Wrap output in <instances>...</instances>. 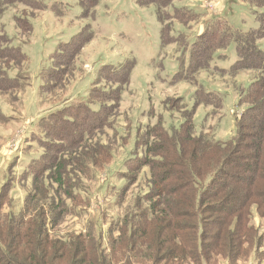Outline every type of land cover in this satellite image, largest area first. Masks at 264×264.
<instances>
[{"label": "trees", "instance_id": "1", "mask_svg": "<svg viewBox=\"0 0 264 264\" xmlns=\"http://www.w3.org/2000/svg\"><path fill=\"white\" fill-rule=\"evenodd\" d=\"M174 1L135 0L139 6L155 7L161 47L181 43L171 83L186 81L196 87L194 104L182 113L179 128H166L160 117L154 124L146 125L144 137L135 141L134 149L124 161L123 171L116 173L123 183L111 186L117 191L115 203H120L118 198L123 202L137 179L135 174H127L128 170L148 165L153 171L148 189L141 195L133 194L121 216L109 222L106 230L99 225L106 215L101 204H96L95 210H101L87 223L85 233L74 231L60 236L61 217L54 213L49 216L48 212L57 209L58 214L86 212L84 207L76 206L77 201L84 205L90 201V197L82 194L86 191L84 179L95 178L98 173L95 167L102 168L95 158L97 154L75 152L74 147L85 142L93 132L91 129L109 126L135 62L126 58L117 65L102 64L85 97H70L69 107L56 109L32 125L30 135L34 141L47 144L55 155L50 164L45 165L50 159L46 151L26 164L23 173L31 176V190L16 216L1 211L7 199L8 182L4 180L0 185V230H6L5 234L0 232V264H217L218 260L229 263L233 258L246 262L257 259L259 264L264 259V228L251 223L255 213L264 217V47L260 45L264 39V0H239L247 5L257 23L248 30L235 28L217 15L204 19L186 6H173ZM98 2L77 0L80 16L94 20ZM19 4L32 10L48 7L44 0H0V19L6 7ZM50 8L57 15L63 14L64 7L59 1ZM13 19L23 34L31 32L32 24L25 15L15 14ZM173 21L182 24L202 21L204 28L191 39L185 32L172 35ZM92 36L91 25L85 24L68 41L58 43L51 59L53 66L40 71L44 82L39 92L45 94L62 86L65 75L72 72L74 54ZM231 42L235 44L236 61L222 71L232 75L255 70L257 76L239 93L238 100L245 107L240 117L234 118V134L219 142L206 133L192 132L197 105L212 106V111L222 105L218 92L204 88L195 76L200 70L208 71L216 52L226 49ZM0 62L4 66L0 67L1 91L23 90L29 85L28 58L3 32L2 26ZM57 65L59 69H54ZM67 129L70 132L62 133ZM48 131L54 142L43 139L41 133L48 135ZM75 136L77 143H72L70 140ZM67 151L75 153L69 159L59 156L57 160L59 152ZM86 160H91V166L84 163ZM18 162L19 157L13 156L5 163L10 169ZM6 172L7 169H0V174ZM55 192L60 195L56 204ZM69 200L72 203H67ZM33 201L40 206H31ZM105 236L107 251L103 247Z\"/></svg>", "mask_w": 264, "mask_h": 264}, {"label": "rangeland", "instance_id": "2", "mask_svg": "<svg viewBox=\"0 0 264 264\" xmlns=\"http://www.w3.org/2000/svg\"><path fill=\"white\" fill-rule=\"evenodd\" d=\"M55 1L63 4L62 15H57L50 8ZM44 2L48 6L44 10H32L22 4L16 7L8 6L0 19L3 32L26 54L29 74V85L23 90L12 88L0 90V169L4 171L7 169L4 175L0 174V185L4 180L8 182L5 189L7 199L1 211L15 216L19 213L20 207L31 190V176H25L23 173L30 158L37 157L46 151L50 157L45 161L46 165L50 164L51 157L55 155L50 146L45 144L44 148L39 140L34 141L30 135L32 125L34 126L40 117L56 109L69 107L72 100L70 97H85L90 85L96 81L98 69L102 64L117 65L126 58H132L135 63L130 72L129 84L121 93L119 106L114 110V115L110 117L109 126L98 130L91 129L93 132L86 140H83L85 142L77 143L76 136L70 140L72 143H77L74 147L77 150L75 152L82 150L88 152V155L97 154L95 158L99 159L98 165L102 167H95L98 169L95 178L84 179L86 191L82 194L84 197H90V201L87 200L86 205L79 204L77 201L76 206L84 207L86 212L81 211L78 215H73L68 211L66 214H58V209L51 213L48 212L50 217L53 213L61 217L60 236L74 231L85 233L89 228L87 223L94 219L101 209L106 215L105 218H101L99 225L105 227L106 230L109 222L121 216L123 207L129 204L133 194L141 195L148 189V179L152 177L153 171L148 165L136 171L128 170L127 174H135L137 179L129 187L123 202H121L122 198L117 196L120 203H115L117 191H113L111 186H120L123 183V180L116 177V173L123 171V163L130 151L134 149L135 141H141L144 137V127L154 124L159 117L162 118L166 128L176 127L175 129H178L182 121V113L194 104L193 92L196 87L186 81L171 83V77L177 70L176 51L181 43L173 42L161 47L160 23L156 18L153 5L139 6L135 0H99L94 9L95 19L91 20L80 16L81 7L77 0H44ZM207 3L217 4V7L209 11L205 7ZM173 6H186L200 13L204 19L217 15L241 30H248L257 25L247 5L239 0L231 2L226 0H175ZM15 14L25 15L30 20L32 28L29 34H23L15 26L13 19ZM85 24L91 25L93 36L74 54L72 72L65 75L60 88L48 90L45 94L39 92V87L44 82L39 76L40 71L53 66L51 59L57 50L58 43L68 41ZM172 24V35L185 32L190 39L204 28L202 21L187 23L188 25L173 21ZM260 45L264 47V39L260 41ZM218 54L222 56L216 58ZM235 61V44L231 42L226 49L216 52L208 71L200 70L196 73L195 77L199 84L208 90L218 92L222 98V105L214 111H212V106L204 104L196 106L192 129L194 135L206 133L220 142L229 139L234 134V118L240 117L245 107V104H240L238 100L239 93L244 91L257 76L255 70L237 71L232 75H229L228 71H222L228 70ZM1 64L0 62V67H4ZM59 67V65L54 66V69H59ZM64 100L67 101L62 103ZM43 129L46 130V128ZM64 132L70 131L67 129L62 131ZM47 133L48 135L41 133L43 139L52 142V133L50 131ZM58 143L59 145L64 144L63 142ZM71 151L63 154L59 152L57 160L59 156L69 159L75 153ZM13 156L19 157V162L9 169L5 162L11 160ZM90 161L86 160L84 163L90 165ZM58 196H60L59 193L55 192L54 204L59 200ZM37 198L40 199L38 195ZM30 203L33 207L40 206L37 201ZM67 203L70 204L72 201L69 200ZM96 204L102 205L99 211L95 210ZM255 215L251 223L263 229L264 217L258 213ZM5 231V229L0 230L3 234ZM113 235L117 236L116 230L113 231ZM107 241L105 236L104 248L107 246ZM230 261L228 263L225 260H218L217 264H258L257 259L254 261L251 258L249 262L236 258ZM259 264H264V259Z\"/></svg>", "mask_w": 264, "mask_h": 264}, {"label": "built area", "instance_id": "3", "mask_svg": "<svg viewBox=\"0 0 264 264\" xmlns=\"http://www.w3.org/2000/svg\"><path fill=\"white\" fill-rule=\"evenodd\" d=\"M205 7L209 10V11H212V10H214L216 7H217V4L215 5H213L212 3H207V4H205Z\"/></svg>", "mask_w": 264, "mask_h": 264}]
</instances>
